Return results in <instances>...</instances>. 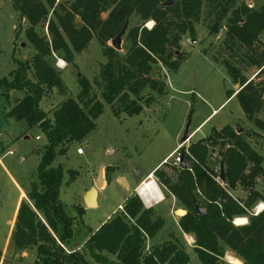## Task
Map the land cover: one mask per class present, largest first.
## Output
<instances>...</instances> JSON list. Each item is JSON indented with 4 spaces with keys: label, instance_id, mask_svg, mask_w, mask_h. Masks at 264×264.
<instances>
[{
    "label": "trees",
    "instance_id": "16d2710c",
    "mask_svg": "<svg viewBox=\"0 0 264 264\" xmlns=\"http://www.w3.org/2000/svg\"><path fill=\"white\" fill-rule=\"evenodd\" d=\"M11 1L20 19L29 24L25 36L36 53L30 61H17V69L0 79V96L9 100L12 92L25 94L5 117L22 123L27 130L40 129L48 141L37 168V180L31 183L27 199L19 204L10 237L16 251L36 248L35 264H89L84 254L69 249L75 233L74 218L66 213L61 201L65 171L62 166L52 165L58 157L66 156L73 144L85 141L104 113V105L86 77L78 80L81 90L77 99L67 97L61 72L49 60L54 54L73 64L74 53H82L96 39L107 60L95 79L102 98L115 116L134 117L143 112L142 102H153L151 96L142 95L145 89L159 95L166 93V84L153 78V67L162 64L173 73L179 72L187 60L183 53L177 54L183 37L189 34L194 38L197 25L206 21L210 33L218 34L225 22L227 48L233 53L245 49V58L258 68L253 78H247L231 62L223 63L234 83L239 84V90L227 92V100L235 96L245 116L264 132V117H260L264 116V58L248 53L261 44L264 6L254 10L245 2L238 5L239 0H174L168 7L164 5L167 0ZM204 9L208 11L206 19ZM133 15L139 16L142 23L128 31L129 47L122 54L109 42ZM149 22H153L152 28L146 27ZM45 28L47 34L38 30ZM55 89L66 98L50 118L41 103ZM216 147L221 157L219 178L221 165L224 168L222 183L208 166ZM179 151L183 162L175 166L180 168L176 181L161 167L154 176L167 194L184 206L187 214L178 225L184 234L195 237V252L202 264H228L224 260L227 248L243 264H264V210L258 215L251 213L257 202L264 204V195L256 190L257 180L264 178L263 157L229 125L212 129L208 137ZM112 171L109 167L105 170L108 184ZM68 173L71 183L77 180V172ZM239 186L249 192L245 202L229 193ZM196 203L204 214L199 213ZM245 218V225L234 223ZM164 226L165 221L133 195L123 211L89 235L85 247L102 264H190L188 253L178 242L147 248L148 240Z\"/></svg>",
    "mask_w": 264,
    "mask_h": 264
},
{
    "label": "rangeland",
    "instance_id": "374dc122",
    "mask_svg": "<svg viewBox=\"0 0 264 264\" xmlns=\"http://www.w3.org/2000/svg\"><path fill=\"white\" fill-rule=\"evenodd\" d=\"M64 1L73 0L60 2ZM242 2L253 5L254 10H260L264 5V0H239L238 5ZM206 12L207 9H204V18ZM106 16L105 14L103 17ZM50 17L53 18L52 13ZM141 23L139 16L131 17L127 32L122 38L120 51L122 54H125L129 47L126 41L128 31ZM206 23L209 21L197 25V34L194 38L189 34L183 37L179 52L183 53L187 60L182 64L179 72L173 73L162 64L153 67L152 76L166 84V93L159 95L148 88L145 89L142 95L145 98L151 96L153 102L150 105L142 102L143 112L134 117L125 114L115 116L113 108L102 98L95 79L107 60L103 56L102 46L96 39H93L82 53H74L73 64L66 62L64 64L60 55L54 54L49 59L61 72L68 88L67 97L77 99L81 90L78 80L86 77L91 82L94 94L104 105V113L96 121V130L82 143L73 144L67 155L58 157L52 165V167L62 166L65 171L61 201L66 213L74 218L75 233L74 243L69 249L77 244L74 250L84 254L89 264H102L97 263L85 247L89 235L97 231L117 212H121L119 207L124 208L129 197L138 195L136 189L149 179V174L161 167L160 170L168 173L167 175L176 181L180 168L172 165L174 158H171L170 154L174 149L187 150L191 144L208 137L212 129L221 130L229 125L235 130L241 128L242 137L264 159V132L257 129L245 116L236 97L227 100V92L237 91L239 88L223 63L231 62L245 77H254L258 68L252 66L245 58V49L233 53L227 48L225 22L222 23L223 27L218 34H211L210 24ZM28 27V22L21 20L13 9L11 0H0V79L9 77V74L17 69V61H30L35 55L34 48L25 36ZM38 30L42 34H47L46 28ZM188 40L191 42L196 40L197 44L192 45ZM260 42L264 44V33ZM261 44H256L254 50H249L248 53L262 55L264 58V48ZM109 45L112 46L111 42ZM24 95V93L12 92L9 100L0 96V264H35L37 257L36 248L22 253L16 251L10 242L13 217L19 199L20 197L27 199L31 183L37 180V168L48 143L40 129L27 130L22 123L5 117ZM65 98L55 89L44 98L41 108L53 118L54 111ZM215 110L217 112L213 113ZM260 117L263 118V114ZM186 131L190 139L185 145H181ZM79 149H83L84 153L79 154ZM10 151L13 155L8 154ZM179 155L180 151L173 157ZM21 158H24V161H21ZM167 158H171L169 165L163 166ZM220 160L219 147L213 148L208 166L217 176V180L222 183L218 177ZM262 166L264 168V162ZM108 167L113 171L107 189L104 175ZM134 168L140 171V175H135ZM69 171L78 173L77 180L72 183ZM101 174L106 189L102 188L99 206L91 208L85 198L92 187L102 186L99 185ZM154 181L165 199L151 208L156 212L157 217L165 221V226L154 239L148 240L147 248L178 242L188 253L190 264H202L195 252V237L184 234L178 225L182 218L179 211L186 212L184 206L167 194L155 176ZM127 184L131 188L126 190ZM256 190L264 195V178L257 180ZM229 193L241 202H245L249 195V192L240 186ZM199 202L204 206L203 198H200ZM262 205V202H257L251 213L261 212L264 208ZM144 206L148 209L146 205ZM240 220L244 219L237 220L236 225H239ZM105 256L111 261L115 260L113 256L107 254ZM231 259L239 260L240 264H243L237 255L227 248L224 260L232 264Z\"/></svg>",
    "mask_w": 264,
    "mask_h": 264
},
{
    "label": "water",
    "instance_id": "95a60500",
    "mask_svg": "<svg viewBox=\"0 0 264 264\" xmlns=\"http://www.w3.org/2000/svg\"><path fill=\"white\" fill-rule=\"evenodd\" d=\"M174 0H168L167 2H165V6H171ZM129 23H127L125 25V27L123 28V30L118 34V36L111 42L112 47L116 50V51H121L122 49V38L123 36L126 34L127 29H128ZM180 52H177V54H179ZM239 88V86H238ZM242 132L241 128H237V133L240 134ZM190 139V135L188 133V131H186L183 139L181 140V145H185L186 142ZM186 167L189 166V164H185ZM134 173L136 176L140 175V171L137 170L136 168L133 169ZM221 181L225 180V176H224V168L223 165H221V177H220ZM97 197H98V190L96 187H92V189L90 191H88L87 195H86V203L91 205V206H96L97 204ZM196 208L199 211L200 214H204L205 211L200 207L199 203H196ZM182 211V210H180ZM187 213L184 211V214L182 215L185 216ZM77 246V244L73 245L71 247V250H74V248Z\"/></svg>",
    "mask_w": 264,
    "mask_h": 264
},
{
    "label": "bare ground",
    "instance_id": "6f19581e",
    "mask_svg": "<svg viewBox=\"0 0 264 264\" xmlns=\"http://www.w3.org/2000/svg\"><path fill=\"white\" fill-rule=\"evenodd\" d=\"M148 26L149 27L153 26V22H149ZM62 62L65 64V61H62ZM103 184H104V179H103V175L101 174V176L99 178V185H103ZM139 196L143 200L144 204H146V206H152L154 204L161 203L165 199V197L162 194L161 190L159 189L158 185L154 181L153 175H150L149 179L144 183ZM90 207L91 208H97L98 205H96V206L90 205ZM179 214L183 215L184 211H179ZM246 223H247L246 219L240 220L239 225H245ZM231 260H232L231 261L232 264H240L239 260H235V259H231Z\"/></svg>",
    "mask_w": 264,
    "mask_h": 264
},
{
    "label": "built area",
    "instance_id": "2783aa9c",
    "mask_svg": "<svg viewBox=\"0 0 264 264\" xmlns=\"http://www.w3.org/2000/svg\"><path fill=\"white\" fill-rule=\"evenodd\" d=\"M60 1H61V0H57V2H60ZM248 7H249L250 9H252V8H253V5H248ZM146 27H148V26H146ZM148 28H152V26H151V27H148ZM188 43H191L192 45H196V44H197L196 40L193 41V42H191V40H188ZM179 149H180V148H177V150H175V152H174L173 154H171V156H170L171 158H174V162H173V164H172L173 166H180L181 163L183 162V158H182V155H181V154H180L178 157H173L176 153L178 154ZM78 153H79V154H83V153H84L83 149H79V150H78ZM8 154H9V155H13V153H12L11 151L8 152ZM171 158H167L166 160H164L163 165H169V160H170ZM143 185H144V183H142V185L136 189V192H137L138 195H140V193H141V189H142V186H143ZM262 207H264V204L262 205ZM119 209H120V211H123V210H124L123 206H120ZM263 210H264V208H262V211H263ZM262 211H261V212H262ZM261 212H260V211H257L256 213H254V215H258V214L261 213ZM234 223L236 224V221H235Z\"/></svg>",
    "mask_w": 264,
    "mask_h": 264
},
{
    "label": "crops",
    "instance_id": "0c3cea01",
    "mask_svg": "<svg viewBox=\"0 0 264 264\" xmlns=\"http://www.w3.org/2000/svg\"><path fill=\"white\" fill-rule=\"evenodd\" d=\"M263 6H264V5H263ZM263 6H261V7H263ZM246 77H247V78H253V77H251V76H250V77L246 76ZM238 86H239V84H238ZM233 97H235V96H233ZM226 102H227V101H226ZM226 102H225V103H226ZM225 103H224V104H225ZM222 106H223V105H222ZM222 106H221V107H222ZM221 107H220V108H221ZM215 112H217V110H215L213 113H215ZM204 123H205V122H204ZM204 123H203V124H204ZM45 139H46V137H45ZM175 150H177V148L174 149V151H173L171 154H173V153L175 152ZM171 154H170V155H171ZM5 155H6V154H5ZM21 161H24V158H21ZM156 169H157V168H156ZM156 169H155V170H156ZM155 170H154V171H155ZM154 171H153L152 174H149L148 177H149L150 175H153V174H154ZM102 173H104V172L102 171ZM141 174H143L142 171H141ZM104 176H105V175H104ZM153 176H154V175H153ZM148 177H147V178H148ZM105 178H106V177H105ZM155 182H156V181H155ZM105 185H107L106 188L108 189V188H109V184L107 183V181L105 182ZM127 185H128V184H127ZM124 186H126V185H124ZM129 187L131 188V186L128 185L127 188H126V190L129 189ZM102 188L106 189L103 185L97 187V190H98L97 204H98V206H99V196H100L101 191H103ZM22 195H23V194H22ZM24 197H25V194H24ZM22 198H23V197H20V199H19L17 209H18V207H19V204H20ZM144 205H146V204H144ZM146 207L151 208V206H146ZM152 207H153V205H152ZM87 208H88V207H87ZM17 209H16L15 215H14V217H13L12 227H13L14 222H15V218H16V214H17ZM88 209H89V208H88Z\"/></svg>",
    "mask_w": 264,
    "mask_h": 264
}]
</instances>
